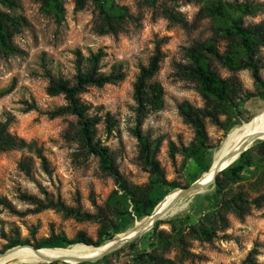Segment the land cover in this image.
Returning a JSON list of instances; mask_svg holds the SVG:
<instances>
[{"label": "rangeland", "instance_id": "obj_1", "mask_svg": "<svg viewBox=\"0 0 264 264\" xmlns=\"http://www.w3.org/2000/svg\"><path fill=\"white\" fill-rule=\"evenodd\" d=\"M55 1L60 10L55 8ZM115 1L126 5L134 17L117 34L96 31L100 18L93 0H84L81 8L76 0H51L50 5L46 0L0 3V12L14 21L6 22L14 50L0 47V89L13 86L0 97V123H5L9 133L27 143L21 148L0 150V252L8 249V243L16 237L33 246L52 234L72 239L84 232L92 240L98 239L100 223L95 218L68 217L60 204L92 214L103 211L102 216L116 222L110 197L115 191L118 194L123 191L110 171L102 167L99 156L88 151L79 120L70 113L54 117L48 114L65 103L62 94L48 93L50 78L74 81V50L87 58L102 49L105 55L99 62L100 69L109 72L117 65L125 73L114 84L88 86L80 97L92 105V113L104 116L109 112L116 120L111 134L105 131L101 120L92 142L107 147L112 166L131 195L150 190L156 196L166 193L161 203L178 188L194 181L198 172L196 162L186 157L183 149L197 144V134L182 114L183 104L211 113L203 117L204 144L209 147L205 161L211 164L223 144L243 130L244 122L254 116L264 117V99L246 97L247 93L264 91L255 83L252 70L249 67L232 70L223 64L224 54L240 39L228 32L226 35L222 29L228 26L211 12V6L219 1L234 18L239 16L243 28L257 26L264 31V0ZM207 42H212L218 53L213 56L203 50L210 69L221 78H235L239 84V98L235 99L238 107L234 111L208 102L202 94L189 50ZM156 45L163 59L154 79L163 87V102L159 110L146 115L140 130L149 152H154L160 175L152 171L133 132V84L139 66L148 62ZM241 58L246 60L244 56ZM253 61L264 82V43L254 47ZM30 104L35 108L29 109ZM36 150L46 157L47 171ZM259 156L257 169L244 172L240 180L232 181L221 174L227 186L223 195L240 193L251 200L264 194V152ZM20 162L27 164L28 174L20 169ZM170 184L178 186L171 189ZM212 192L211 186L183 198L154 223L155 229L153 226L94 264H156L153 260H167V264H240L246 257L255 264H264V203L250 205L249 212L242 216L222 208L220 219L214 213L220 202L209 208L205 199ZM23 194L34 196L35 200L29 201ZM122 210L126 211L125 216L116 226L125 230L99 246L76 243L66 248H41L87 247L84 257L97 255L146 216L136 219L130 196L124 200ZM200 224L212 232L209 239L201 234ZM138 254L143 255L141 261H134ZM64 260H17L8 264H78Z\"/></svg>", "mask_w": 264, "mask_h": 264}, {"label": "trees", "instance_id": "obj_2", "mask_svg": "<svg viewBox=\"0 0 264 264\" xmlns=\"http://www.w3.org/2000/svg\"><path fill=\"white\" fill-rule=\"evenodd\" d=\"M93 1L98 6L100 22L96 31L100 34H117L123 29L126 21L134 18L126 5L119 4L115 0ZM76 2L78 8H81L84 4V0H76ZM0 3L10 4L14 2H12V0H0ZM46 3L50 5L51 0H46ZM54 6L57 10L61 9L57 1H55ZM240 9L241 11L243 10V8ZM211 12L218 17H221L222 21L228 26L222 29L225 34L228 32L231 35H237L240 39L239 44L230 47L229 51L224 54L223 64L232 70L249 67L252 70V76L257 86L264 89V82L260 79L257 64L253 61V49L256 45L264 43V31L257 26L243 28L240 25L239 16L234 18L226 6L219 1L211 6ZM7 20L12 23L14 22L6 15V13L0 12V47L5 51H13L14 48L10 44V31L6 25ZM203 50L209 52L213 56H218L217 50L212 42L198 44L196 47H192L189 50L194 65L193 70L197 75L202 94L206 97L208 102L211 101L218 105L228 106L227 108L232 111L236 110L237 108L234 107H238V103L235 99L239 98L237 93L240 92L237 80L235 78H221L214 70L210 69ZM74 54L76 65L74 81L70 82V80L63 77H58L56 80L50 78V83L47 87L48 93L51 95L62 94L65 103L50 110L48 114L51 117H54L70 113L77 117L80 123V134L88 151L99 156L102 167L110 171L116 179L119 190L123 191L122 194H118L117 191H115L110 197L111 203L114 204L113 209L115 210V212L112 213L113 217L117 222L121 217L125 216L126 211L122 210L123 202L126 200L127 196H130L133 204V211L138 220L143 216L150 214L154 206L165 196L166 193H161L156 196V193L152 190L149 192H142L138 195H131L129 192H126L129 188L123 183L119 172L112 166L111 159L108 156L107 147L92 142L94 132L96 131V125L101 120L104 121L105 131L108 134L113 132L116 120L109 112H105L104 116L92 113V105L83 101L80 97V94L84 92L88 86L102 87L105 84H114L121 81L124 78L125 73L121 67L117 65L112 66V69L109 72H104L100 69L99 62L105 55V52L102 49L90 53L87 58H84L78 49L74 50ZM241 56H244V59L246 60H243ZM162 59L163 53L161 52L159 45H156L148 62L139 66V72L133 84V99L135 103L133 108V132L141 142L146 155L145 159L151 165L152 171L156 175H160L159 164L154 160V152L152 150L149 152V145L142 137L140 126L148 113L157 111L162 106L164 95L163 87L154 79L155 74L159 70ZM12 87L13 86H10L7 89H0V97L10 92ZM246 97L248 99L252 97H260L264 99V91H261L258 94L247 93ZM33 108H35V105L30 104L29 109ZM181 111L185 119L194 126L197 134V144L183 149L186 157H192L196 162L198 172L195 179H197L211 164L210 161L208 163L205 161L207 159L205 154L209 147L204 144L206 132L203 122V117L206 115L210 116L211 113H206L199 108L193 109L188 104H183L181 106ZM25 145H27V143L24 139L12 135L7 131V125L5 123H0V150L21 148ZM263 152L264 140L258 139L254 141L236 160L217 174L214 184L208 186V188L212 186L214 192L206 194L205 199L209 203V208L215 207L216 204L220 202L221 206L216 208V211L213 210L214 213L217 212L220 219H222V216L220 215V209L222 210V208L231 209L238 215L242 216L249 212L250 205L261 206L264 203V194L251 200L243 197L240 193L230 195L229 197L223 195V191L227 186L222 178V175H225L232 181L240 180L244 172L249 173L250 171L257 169V165L260 162L259 154L262 155ZM36 154L41 160L43 169L47 171L48 161L46 157L42 154L41 150H36ZM19 167L27 174L29 173L28 166L25 162H20ZM170 186L171 189H174L178 185L170 184ZM23 197H26L29 201L35 200V197L31 195L23 194ZM213 201H215V205L213 204ZM60 208L68 217H73L78 220L95 218V220L100 223L98 239L92 240L86 236L84 232H79L72 239L64 234H52L48 238L34 244L35 248H66L76 243L99 246L112 239L117 233L125 230L124 228L117 227L113 218L110 219L107 215L106 217L102 216L103 211H99L97 214H92L90 212H82L79 208L65 207L63 204H60ZM153 229H155V226ZM199 229L204 237L207 239L211 237L212 232H210V230L203 224L199 225ZM27 243L28 240L16 237L8 243L7 248L17 244ZM132 244L133 242H131V245ZM142 257L143 255L138 254L134 261H141ZM153 261L156 264L168 263L167 260ZM94 263L95 262H81L78 264ZM240 264H255V262L250 257H246Z\"/></svg>", "mask_w": 264, "mask_h": 264}, {"label": "water", "instance_id": "obj_3", "mask_svg": "<svg viewBox=\"0 0 264 264\" xmlns=\"http://www.w3.org/2000/svg\"><path fill=\"white\" fill-rule=\"evenodd\" d=\"M255 117L256 116L252 117L249 122L254 121ZM256 138H262L261 140H264V130H257V131L249 133L240 143V149H238V150L237 149H231V150L223 153L216 160V162L214 164V174L212 175L211 178H209L208 180H201L202 175H203V173H202L197 179H195L188 186L178 188V191L173 196V198L164 207L156 210V206L161 201L160 200L154 206L153 210L151 211L150 215L152 216V221L150 222L149 225H147L144 228H140V229L136 230L133 234H131L127 238L121 239L120 241L118 240L115 244H112L108 248H105L99 254L94 255V256L79 258L74 263L95 262L98 259L105 256L106 254H109L110 252L114 251L115 249L119 248L120 246L126 244L127 242H130V241L140 237L144 232L150 230L154 226V223L157 220H159L162 216H164L177 202H179L183 198L188 197L189 195L200 193V192L204 191L206 188H208V186H210L211 184H214L217 174L225 167L224 164L229 160H233V161L236 160L243 151L247 150L251 146L253 140H255ZM23 246H28V247L32 248L34 251H37L38 249H40V248H35L33 245L17 244L15 246L9 247L8 249L0 252V259L10 255L13 252V249L20 248ZM41 258L47 262H51L52 260H57V259L64 260L63 258H55V259L45 258V257H41ZM64 261H66V260H64Z\"/></svg>", "mask_w": 264, "mask_h": 264}, {"label": "bare ground", "instance_id": "obj_4", "mask_svg": "<svg viewBox=\"0 0 264 264\" xmlns=\"http://www.w3.org/2000/svg\"><path fill=\"white\" fill-rule=\"evenodd\" d=\"M249 121H250V119L248 121L244 122L243 130L240 133L231 136V138H229L223 144V146L220 148L217 155L213 159L210 169L203 173L201 180H208L209 178L212 177V175L214 174V164H215L216 160L223 153H225L231 149H237V150L240 149V143L249 133L257 131V130H264V117L255 118L254 121H252V122H249ZM258 139H262V138H256L255 140H253V142L258 140ZM232 161L233 160L227 161L224 164V166L227 167L229 164H231ZM176 192L174 194L166 197L165 200H163L161 203H159L156 206V210L164 207L173 198V196L176 194ZM150 214L146 215L142 220L137 222L133 228H131L128 232H126L118 240L120 241L121 239L127 238L131 234H133L136 230H138L140 228H144L147 225H149L150 222L152 221V216ZM86 248L87 247H85V249H80L78 246H72L68 249H49L48 250V249L40 248L37 251H34L32 248H29V247H20V248L13 249V252L10 255H8L4 258H1L0 264H8V263H11V262H14L17 260H35V261L39 260V261H43V259L41 257L52 258V259L63 258V259L75 262L77 259L84 257Z\"/></svg>", "mask_w": 264, "mask_h": 264}]
</instances>
